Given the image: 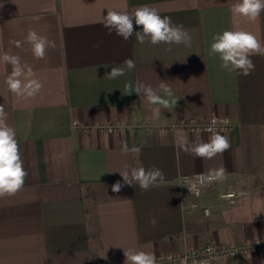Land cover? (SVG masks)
I'll list each match as a JSON object with an SVG mask.
<instances>
[{
  "label": "crops",
  "instance_id": "crops-1",
  "mask_svg": "<svg viewBox=\"0 0 264 264\" xmlns=\"http://www.w3.org/2000/svg\"><path fill=\"white\" fill-rule=\"evenodd\" d=\"M237 2L0 0V55H19L43 85L35 97L18 100L5 84L11 65L0 62V104L28 172L22 190L0 198V264H124L130 248L166 255L208 241L264 240V56H252L255 70L242 76L209 55L212 37L225 30L243 28L264 41V12L255 22L234 20ZM141 5L183 25L191 46L124 41L98 22L107 10ZM29 30L55 41L44 59L32 55ZM112 67L125 74L108 78ZM137 84L150 85L167 107L135 93ZM211 115L231 122L222 132L231 148L212 159L185 154L178 136L207 142L210 134L168 125ZM122 141L139 151L122 154ZM140 166L162 169L164 182L142 190L134 181L111 191L122 182L119 172ZM221 167L226 179L197 198L211 213L188 209L180 177ZM221 190L235 191L234 202L220 200ZM198 264H264V248Z\"/></svg>",
  "mask_w": 264,
  "mask_h": 264
},
{
  "label": "clouds",
  "instance_id": "clouds-1",
  "mask_svg": "<svg viewBox=\"0 0 264 264\" xmlns=\"http://www.w3.org/2000/svg\"><path fill=\"white\" fill-rule=\"evenodd\" d=\"M230 11L234 20L244 18L249 22H255L264 12V0H239L232 5ZM98 22L107 30L108 34L115 33L124 41H129L134 36L135 40L141 44L147 41L152 45L164 43L191 46L192 37L183 25L174 24L170 17L161 16L155 7L148 5H141L132 12L107 10V14L103 15ZM134 24L139 30L134 28ZM212 40L209 55L218 56L221 61V69L228 72L236 71L239 75L249 76L255 70V64L251 57L264 56V41H261L253 32L243 28L225 30L215 34ZM26 42L30 45V51L36 59H44L47 51L56 47L55 41L39 35L34 30H29ZM14 43L16 47H21V42ZM169 50L171 49L169 48ZM0 62L11 65V72L7 75L5 84L18 100L35 97L40 92L43 87L42 83L36 78L32 67L22 63L19 55L11 54L10 51L5 52L0 55ZM125 64L128 70L135 68L133 59H127ZM124 74L123 69L112 67L106 75L110 79H115ZM159 88L164 92H171V89L163 82ZM141 90L150 103H160L167 107V102L162 100L150 85L137 84L134 92L139 95ZM132 92V85H126L124 94L130 95ZM7 118L8 113L5 111L4 105L0 104V198L14 196L22 190L28 176L21 158L19 144L15 138V130L7 124ZM216 123L217 118L213 115L210 126L204 130L210 134L207 142L201 137L189 141L185 136H178V146L185 154L203 159H212L217 154H223L231 148V142L228 135L222 134V131L216 128ZM138 151L139 148L135 146L129 148L126 141L121 142L122 154ZM119 174L122 182L118 180L111 185V191L114 193L120 192L125 185L132 186L134 181L140 189L148 190L150 186L163 183L165 180L163 170L155 166L147 169L143 166L133 167L130 170L125 169ZM224 179H226L224 167L209 170L207 176L197 174L196 182L191 184L188 190L199 195L201 188L209 186L213 181H223ZM150 223L155 225V219L153 218ZM123 255L125 257L124 264H157L155 254L143 250L130 248L123 250ZM192 264H198V262L193 260Z\"/></svg>",
  "mask_w": 264,
  "mask_h": 264
},
{
  "label": "built area",
  "instance_id": "built-area-1",
  "mask_svg": "<svg viewBox=\"0 0 264 264\" xmlns=\"http://www.w3.org/2000/svg\"><path fill=\"white\" fill-rule=\"evenodd\" d=\"M212 116L213 115L209 116L203 121L190 119L187 121L171 123L168 125V128H184L190 131L199 130L201 132L208 133L204 130L210 126V120ZM216 118V128L218 130H221L223 132L231 128L232 124L227 118H220L217 116ZM225 121H227V123H225ZM115 127H117V125L115 124L106 126V128L110 130L114 129ZM197 174H204L205 176H207L208 173L196 172L181 176L179 179L180 192L183 196H188L191 198V201L186 206L188 209H200L201 213L204 216H208L211 213V208L209 206H201L197 201V198L199 197L202 188L199 191V195L188 190L190 185L196 182ZM236 195V192L232 190H221L218 193V197L220 198V200L227 203H233L236 198ZM257 248H264V240L255 242H242L236 245L219 244L214 241H208L202 246L195 249H189L179 253H170L166 255L155 256L157 257V264H189L192 263L193 260L197 262H209L222 258L233 257L242 253L250 252Z\"/></svg>",
  "mask_w": 264,
  "mask_h": 264
}]
</instances>
